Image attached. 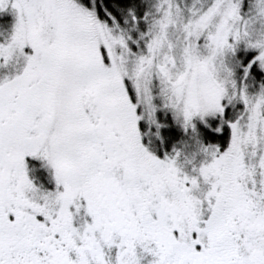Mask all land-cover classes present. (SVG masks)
Here are the masks:
<instances>
[{"label":"snow or ice","instance_id":"obj_1","mask_svg":"<svg viewBox=\"0 0 264 264\" xmlns=\"http://www.w3.org/2000/svg\"><path fill=\"white\" fill-rule=\"evenodd\" d=\"M0 264H264V0H0Z\"/></svg>","mask_w":264,"mask_h":264}]
</instances>
